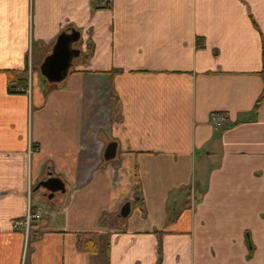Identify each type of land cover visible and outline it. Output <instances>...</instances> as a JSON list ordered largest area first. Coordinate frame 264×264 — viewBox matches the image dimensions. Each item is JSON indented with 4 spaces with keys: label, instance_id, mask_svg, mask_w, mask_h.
I'll list each match as a JSON object with an SVG mask.
<instances>
[{
    "label": "crops",
    "instance_id": "obj_1",
    "mask_svg": "<svg viewBox=\"0 0 264 264\" xmlns=\"http://www.w3.org/2000/svg\"><path fill=\"white\" fill-rule=\"evenodd\" d=\"M71 30L80 56L45 85ZM263 88L264 0H0V264H264Z\"/></svg>",
    "mask_w": 264,
    "mask_h": 264
},
{
    "label": "water",
    "instance_id": "obj_2",
    "mask_svg": "<svg viewBox=\"0 0 264 264\" xmlns=\"http://www.w3.org/2000/svg\"><path fill=\"white\" fill-rule=\"evenodd\" d=\"M80 35L78 32L71 30L69 33L64 32L58 36L55 45L52 48L50 54H48L41 65H39L40 75L49 84H59L68 75L69 69L72 67L74 59L80 56V50L74 48V45L78 42ZM116 151V145L110 143L107 145L106 152L104 153V159L106 161L111 160L114 157ZM44 188L49 192V198H51L57 192H64V185L60 179L48 175L37 186ZM131 204L126 202L122 205L119 217L125 219L130 214Z\"/></svg>",
    "mask_w": 264,
    "mask_h": 264
},
{
    "label": "trees",
    "instance_id": "obj_3",
    "mask_svg": "<svg viewBox=\"0 0 264 264\" xmlns=\"http://www.w3.org/2000/svg\"><path fill=\"white\" fill-rule=\"evenodd\" d=\"M203 46H204L203 40L202 39L197 40L196 47L201 48ZM6 75H7V80H8V92L9 93H12V94L22 93L26 90L27 81L25 79H22L20 76H18L17 71L6 72ZM46 83H47V81H46ZM263 97H264V88H263L261 96L259 97V99L256 102V105L254 107V112L257 111L258 104L261 102ZM134 182L136 183V193H137V196L139 198V196H140L139 192H138L139 184H137L139 182V180L137 178L136 171L134 173ZM141 201H142L141 199L136 198V201L134 203L140 209V211L143 212V206H142V204L140 205ZM101 242H102V237L97 233H87V232L78 233L77 239H76V248L81 253H85V254H88L90 256H98L102 252V250L100 248Z\"/></svg>",
    "mask_w": 264,
    "mask_h": 264
},
{
    "label": "built area",
    "instance_id": "obj_4",
    "mask_svg": "<svg viewBox=\"0 0 264 264\" xmlns=\"http://www.w3.org/2000/svg\"><path fill=\"white\" fill-rule=\"evenodd\" d=\"M99 3H101L103 6H109L112 3V0H97ZM211 124L216 129H221L223 127H226L228 125V118L226 115L222 113H215L212 114L210 117ZM42 217L41 213L34 212L32 207L28 205L26 215L18 221H14L12 223L13 228H23L25 230V240L27 241L28 237V230L32 223L39 220Z\"/></svg>",
    "mask_w": 264,
    "mask_h": 264
},
{
    "label": "rangeland",
    "instance_id": "obj_5",
    "mask_svg": "<svg viewBox=\"0 0 264 264\" xmlns=\"http://www.w3.org/2000/svg\"><path fill=\"white\" fill-rule=\"evenodd\" d=\"M37 68H39V66ZM42 79H43V77H42ZM44 82H45V85H58V84H49V83H46L45 80H44ZM32 195H33V198H34V195L35 194H32ZM33 198H32V200H33ZM106 244H107V240L101 242V246H100L101 250H105Z\"/></svg>",
    "mask_w": 264,
    "mask_h": 264
}]
</instances>
